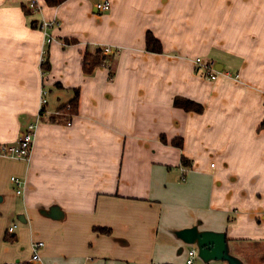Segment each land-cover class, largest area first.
Returning <instances> with one entry per match:
<instances>
[{"label": "crops", "instance_id": "obj_1", "mask_svg": "<svg viewBox=\"0 0 264 264\" xmlns=\"http://www.w3.org/2000/svg\"><path fill=\"white\" fill-rule=\"evenodd\" d=\"M30 1L0 0V144L38 121L29 160L0 155V264H264V0Z\"/></svg>", "mask_w": 264, "mask_h": 264}, {"label": "built area", "instance_id": "obj_2", "mask_svg": "<svg viewBox=\"0 0 264 264\" xmlns=\"http://www.w3.org/2000/svg\"><path fill=\"white\" fill-rule=\"evenodd\" d=\"M29 6L36 11L42 10V4L38 0H31L29 3ZM96 7L98 10H108L111 7V1L110 0H101L97 2ZM60 25V22L58 19L52 18V19H43L40 22V28L43 31L45 37H46V43L49 44L54 39V36L51 33V30L53 28H56ZM106 52H110L111 48L109 46H105ZM46 51H44V57H42V63L45 60ZM194 62L197 66L202 68L205 71L206 76L211 79L215 80L218 78L219 72L215 68L214 61H207L204 58L198 56L194 59ZM226 76H231V73L229 71L223 72ZM236 78L239 77V75L235 76ZM47 94L48 90L43 87L42 89V106H44L47 103ZM70 107V105H68ZM38 129V121L32 122L28 124L25 131L20 135L17 142L14 144H0V155H6L21 159L29 160L32 149L35 142V137ZM11 182L14 185L16 192L18 194L24 193V188L26 184V179L19 177V176H12ZM15 226H11L9 228L10 231H13ZM33 259L37 260L40 259L39 249L44 245L43 241H35L33 244ZM195 256H196V250L194 248L189 249L188 251V258L187 263L188 264H195Z\"/></svg>", "mask_w": 264, "mask_h": 264}, {"label": "trees", "instance_id": "obj_3", "mask_svg": "<svg viewBox=\"0 0 264 264\" xmlns=\"http://www.w3.org/2000/svg\"><path fill=\"white\" fill-rule=\"evenodd\" d=\"M65 1L66 0H45L46 4L49 6H58ZM33 25L36 26V22H34ZM38 26H40V23L38 24ZM64 43L69 44L72 43V41L65 40ZM105 48H106L105 46L103 47L99 46L94 52L85 53L84 63H83L84 73L91 74L97 67L106 65L108 63V52H106ZM146 48L147 50L153 52H163V45L161 40L158 37H156V35L150 30L147 31L146 33ZM48 53L49 51L47 50L45 55V60L42 63V69L44 73L49 71L50 69ZM174 104L178 107H182L187 111L202 112L204 109L201 103L184 97H176L174 100ZM68 105H70V107H68ZM78 107H79V95L77 93L74 99H72L68 104L62 106L60 109L62 111H66L70 116H72L78 113ZM163 140L167 141L165 137L163 138ZM172 143L178 147H182L183 140L176 138L173 139ZM182 160L184 163L185 162L187 163V159L184 156L182 157ZM96 229H99L104 232H109L108 228L98 227ZM8 239L12 240L13 237H8Z\"/></svg>", "mask_w": 264, "mask_h": 264}]
</instances>
